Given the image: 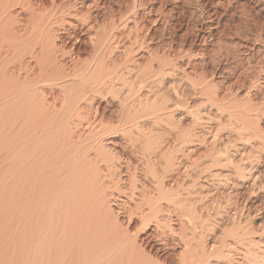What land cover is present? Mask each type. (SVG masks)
Segmentation results:
<instances>
[{
	"label": "bare ground",
	"instance_id": "6f19581e",
	"mask_svg": "<svg viewBox=\"0 0 264 264\" xmlns=\"http://www.w3.org/2000/svg\"><path fill=\"white\" fill-rule=\"evenodd\" d=\"M209 1L0 0V264H264V21Z\"/></svg>",
	"mask_w": 264,
	"mask_h": 264
},
{
	"label": "rangeland",
	"instance_id": "374dc122",
	"mask_svg": "<svg viewBox=\"0 0 264 264\" xmlns=\"http://www.w3.org/2000/svg\"><path fill=\"white\" fill-rule=\"evenodd\" d=\"M208 1H209V0H208ZM208 1L206 0V3H207V4L209 3L208 5H210L211 3H210V1H209V2H208ZM245 1H246V2H245ZM258 1H259V2H258ZM247 2H248V3H247ZM249 2H250V3H249ZM253 2H254V4H253ZM256 2H258L259 5H261L263 1L261 2V0H251V1H250V0H248V1H247V0H241V4H242L241 7H242V9L240 8L241 10L239 9L238 11H239L240 13H242V12L244 11V9H245L246 11L250 10V13L247 12L246 14H247V15H248V14H250V15H253V14H254L255 18H254L253 16H252V17H253V19H254L255 21H258V22H259V23H258V22H256V23H257V26H258V24H259L258 27H259V29H260V24H261L262 21H264V14H263V12H261V11L259 12V11H258V10H260V8L258 7V6H259L258 3H256ZM243 3H244V5H243ZM245 4L248 6V8H247L248 10L246 9ZM248 4H249L250 6H249ZM255 5H256V6H255ZM171 6H172V3H169V6L167 7V10H169V9L171 8ZM231 6L233 7V6H234V3H232ZM231 6H228V5H227L226 7H227L228 9H231ZM243 6H244L245 8H244ZM243 8H244V9H243ZM250 8H251L252 10H251ZM222 10H223V9L220 10L221 13L224 12V10H223V11H222ZM231 10H232V9H231ZM251 11H252V13H251ZM233 12H234V10H233ZM256 12H257V13H256ZM240 13L237 14L238 16L236 15V16L234 17V19H232V20H234V22H233V24H231V25H234V24L239 25V23H241V22H245V21L247 22L246 19H248V16H245V15H244V16H245V21H244V16H243V14H242V16H241ZM239 16H240V17H239ZM237 17H238L239 19H238ZM261 17H262V18H261ZM235 18H237V19H235ZM240 18H242V20H240ZM249 18L251 19L250 16H249ZM250 19H248V20H250ZM260 19H261V20H260ZM185 20H186V21L188 20L187 17H185V18L183 19V22H184ZM232 20H231V23H232ZM238 20H239V21H238ZM259 20H260V21H259ZM186 21H185V23H186ZM235 21H238V22L236 23ZM240 21H241V22H240ZM246 22H245V23H246ZM185 23H184V24H185ZM176 24H177V21H176ZM240 25H242V24H240ZM261 26H262V25H261ZM242 27H243V25H242ZM258 27H257V28H258ZM177 29H178V28H176L175 30H177ZM262 30H263V32H264V27H263ZM177 31H178V30H177ZM260 197L264 200V195H263L262 193H259V194L257 193V197H256V199H257L258 201H259V200H262ZM256 199H255V200H256ZM255 200L253 199L251 202L253 203V201H255ZM252 203H250V201H248V202H247V204H248L247 207H249L250 205H252ZM261 209H262V210H261ZM263 209H264V206H263L262 208H260V212H259V211L257 212V213H260V214H258V215H257V213L255 214V217H256V218H257V216H258V218H262V216H264V210H263ZM244 212H245V211H244ZM251 212H253V210H251ZM259 216H260V217H259Z\"/></svg>",
	"mask_w": 264,
	"mask_h": 264
}]
</instances>
